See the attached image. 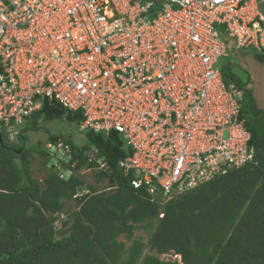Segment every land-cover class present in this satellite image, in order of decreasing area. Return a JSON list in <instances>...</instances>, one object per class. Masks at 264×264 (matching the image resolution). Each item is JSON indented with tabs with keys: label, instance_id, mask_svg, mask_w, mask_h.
Returning <instances> with one entry per match:
<instances>
[{
	"label": "built area",
	"instance_id": "2783aa9c",
	"mask_svg": "<svg viewBox=\"0 0 264 264\" xmlns=\"http://www.w3.org/2000/svg\"><path fill=\"white\" fill-rule=\"evenodd\" d=\"M264 0H0V122L46 102L115 132L130 185L167 201L252 160L227 46L264 52ZM156 8L150 17V10ZM57 148L70 152L64 141ZM87 164L110 168L96 148Z\"/></svg>",
	"mask_w": 264,
	"mask_h": 264
},
{
	"label": "trees",
	"instance_id": "16d2710c",
	"mask_svg": "<svg viewBox=\"0 0 264 264\" xmlns=\"http://www.w3.org/2000/svg\"><path fill=\"white\" fill-rule=\"evenodd\" d=\"M220 30L225 37L221 40L228 44ZM234 51L244 57L242 51ZM253 58L264 65V54L254 52ZM231 70L230 64L221 65L223 80L242 92L241 116L250 134L252 160L165 204L145 188L134 189V173L125 177L117 167L128 152L114 132L87 133L85 146L68 140L73 158L79 159L76 169L86 166L84 151L96 147L110 170L97 171L95 184L114 188L113 192L89 185L81 194V178H60L55 169L45 171L42 181L33 176V154L44 153L27 146L28 133L43 129L39 119L77 124L82 120L79 113L64 117L60 108L46 106L20 125L14 142L1 123L0 264H264V109L249 88L250 76L241 83ZM58 138L65 139L50 134L48 141L54 144ZM89 168L95 169V163ZM71 201L75 210L66 213L68 219L57 228L65 202ZM138 227L153 229L146 244L131 240ZM120 236L131 241L129 247L118 241ZM170 253L179 256L180 263L159 258Z\"/></svg>",
	"mask_w": 264,
	"mask_h": 264
},
{
	"label": "rangeland",
	"instance_id": "374dc122",
	"mask_svg": "<svg viewBox=\"0 0 264 264\" xmlns=\"http://www.w3.org/2000/svg\"><path fill=\"white\" fill-rule=\"evenodd\" d=\"M262 9L264 11V5L262 6ZM156 11V8L154 7V10H150V17L154 15V12ZM217 30L220 32V37L222 40H224V35L221 34V30L219 27H217ZM227 47V58L225 60H221L222 62L226 63H233L237 64L241 67L244 71H246L250 76V84L249 88L252 89L253 95L255 97L257 106L261 109H264V65L259 64L254 58L253 53L254 50H243L244 57H239V53L234 51L235 42L233 40H230L228 42ZM239 57L238 63L237 59ZM239 67V68H240ZM42 130L39 131H30L28 133V147H34L38 148L41 152L44 153V156L41 157V155L34 153L33 157L31 159V169L33 176L38 180L42 181L44 179L45 171L54 170L56 166H60L63 156L62 154L57 151L55 147H47L48 145V136L51 135H60L62 134L65 137H70L74 144L78 146H85L88 143L86 132H81L79 129L78 124H67L66 122H45L41 124ZM40 145V146H39ZM96 170H87V169H81L77 173H73L72 175L78 176L84 181V185L82 186V190H80L81 194L87 193V187L89 185L96 186V188L99 190V192L107 191V192H113L114 189H104V186L102 184H95L96 180ZM71 174H67L65 177H70ZM155 198L159 201L160 204H165L167 202L166 199L162 197H156ZM65 213L59 215V220L56 221L55 225L56 227H61V222L63 220H66L67 215L66 213L72 212L75 210V205L73 201L71 202H65ZM68 219V218H67ZM65 229V228H64ZM153 229H146L138 227L134 230V234L131 240H141L144 244L147 243L149 236L151 235ZM118 241L124 242L126 244V248L130 246L131 241L126 242V239L124 236H120L118 238ZM148 252V249L145 248L143 252V256H145ZM160 259L166 260V261H180L179 258L175 257L171 253L169 255H163L159 256Z\"/></svg>",
	"mask_w": 264,
	"mask_h": 264
},
{
	"label": "clouds",
	"instance_id": "9594fccd",
	"mask_svg": "<svg viewBox=\"0 0 264 264\" xmlns=\"http://www.w3.org/2000/svg\"><path fill=\"white\" fill-rule=\"evenodd\" d=\"M260 10H261V12L264 14V11H263V9H262V6L260 7ZM228 37V36H227ZM229 38V41L230 40H233L234 42H235V40L234 39H232V38H230V37H228ZM229 44V43H228ZM228 44L226 43V46L228 47ZM234 49L235 50H237V51H243V50H254L255 52H257V53H262V54H264V52H259V51H256L255 49H246V48H242V49H237L236 48V43H235V47H234ZM228 55V54H227ZM227 58V57H226ZM224 62H222L221 61V63H220V69H221V65L223 64ZM226 63V62H225ZM230 64V66L233 68L234 66H237V67H240V66H238V65H235V64H233V63H229ZM241 68V67H240ZM243 70V69H242ZM232 71V70H231ZM244 71V70H243ZM246 72V71H245ZM247 73V72H246ZM221 74H222V72H221ZM248 74V73H247ZM248 76H249V74H248ZM248 78V77H247ZM247 80V79H246ZM246 80H245V82H246ZM225 82V81H224ZM244 82V83H245ZM235 84V83H234ZM238 89V88H237ZM238 91L240 92V94H241V99H242V92L238 89ZM241 99H240V101L239 102H241ZM44 103V105L41 107V109L39 110V111H37L35 114H33V115H31L30 117H28V118H26L25 119V121L22 123V124H20V125H23L26 121H27V119H29V118H31V117H33L34 115H36V114H38L44 107H50V108H60L62 111H63V113H64V117H66V116H68L70 113H79V112H70V113H68L67 115H66V113H65V111L60 107V106H54V107H52V106H49L46 102H43ZM241 106V105H240ZM81 115V114H80ZM81 117H82V115H81ZM241 118H242V116H241ZM82 120H83V117L81 118ZM82 120L81 121H79L77 124L79 125L80 124V122H82ZM244 120V119H243ZM39 122L42 124V123H45L42 119H39ZM61 122H65V120H63V121H61ZM2 122H0V124H1ZM47 123V122H46ZM67 123V122H66ZM244 123H245V121H244ZM67 124H69V123H67ZM20 125H18V127H17V132H18V134H19V132H20ZM80 126V125H79ZM244 126H245V124H244ZM81 131V130H80ZM81 132H86V133H91V134H93V135H104V136H108L110 133H108V134H103V133H96V134H94V133H92V132H89V131H81ZM115 133V132H114ZM18 134L13 138V139H10V137H9V135H8V138H9V141H11V142H14V141H16L17 140V137H18ZM63 138V137H62ZM64 138L67 140H65V139H61V138H58L57 139V141H56V143H49L48 142V145H47V147L49 148V147H55L56 149H57V151H59L61 154H62V156H63V160H62V162H61V164H60V166H56V168H55V171H58V172H60V178H64V176H66L67 174H71V176H73L72 174L73 173H77L79 170H81V169H87V170H96V172L97 171H99V170H97V166H96V168L95 169H93V168H89V165L90 164H87V161H86V153L90 150V148L91 147H94V146H90L86 151H84V153H83V157H84V161H85V165L86 166H82L81 168H79V169H76L77 168V165H78V160L79 159H74L73 158V155H72V148H71V145L68 143V140H70L71 138L70 137H65L64 136ZM58 140H62V141H64V144H66V145H68L69 146V148H70V152L68 153V154H65L63 151H62V149H58L57 148V142H58ZM72 140V139H71ZM94 148H96V147H94ZM99 157H102V156H99ZM103 158V157H102ZM104 159V158H103ZM105 160V162L107 163V165L109 166V163L107 162V160L106 159H104ZM123 160V159H122ZM120 161V160H119ZM118 161V162H119ZM117 162V163H118ZM93 164V163H92ZM96 165V164H95ZM118 167V166H117ZM120 169V168H119ZM110 170V169H109ZM121 170V169H120ZM122 171V170H121ZM232 171H234V170H232ZM123 172V171H122ZM229 172H231V171H229ZM228 172V173H229ZM228 173H226V174H228ZM226 174H224V175H226ZM224 175H221V176H224ZM125 177H128V176H125ZM218 177H220V176H218ZM217 178V177H216ZM112 188V187H111ZM112 189H114V188H112ZM156 197H162V195L160 194V193H157L156 195H155ZM177 197V196H176ZM163 198V197H162ZM169 201V200H168ZM167 201V202H168ZM162 216V215H161ZM160 216V217H161ZM172 254V253H171ZM173 255V254H172ZM175 257H177V258H179V260H180V257L179 256H177V255H174ZM176 261V260H175ZM172 262H174V261H172ZM178 263H180V261H177Z\"/></svg>",
	"mask_w": 264,
	"mask_h": 264
},
{
	"label": "water",
	"instance_id": "95a60500",
	"mask_svg": "<svg viewBox=\"0 0 264 264\" xmlns=\"http://www.w3.org/2000/svg\"><path fill=\"white\" fill-rule=\"evenodd\" d=\"M231 72L236 78L241 81V83H244L248 77V74L237 66H234Z\"/></svg>",
	"mask_w": 264,
	"mask_h": 264
}]
</instances>
